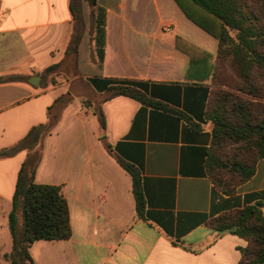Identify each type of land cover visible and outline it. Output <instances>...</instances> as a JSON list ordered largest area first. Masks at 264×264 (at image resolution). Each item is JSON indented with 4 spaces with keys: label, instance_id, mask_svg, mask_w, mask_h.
I'll use <instances>...</instances> for the list:
<instances>
[{
    "label": "crops",
    "instance_id": "obj_1",
    "mask_svg": "<svg viewBox=\"0 0 264 264\" xmlns=\"http://www.w3.org/2000/svg\"><path fill=\"white\" fill-rule=\"evenodd\" d=\"M69 1L0 0V76L21 77L0 83V150L48 121L58 97H71L44 141L36 182L62 186L72 235L35 241L29 250L36 264H238L248 241L212 221L247 205L264 213V158L231 195L209 176L207 111L218 39L176 0H97L101 25L83 55L102 59V75L74 76ZM62 60L67 67L59 84L42 87L44 69ZM34 75L38 86L30 82ZM113 80L135 82L163 107L125 95L106 99ZM91 103L105 112L104 140ZM27 156L21 150L0 158L2 256L12 249L6 218ZM120 160L140 171L141 215L133 177Z\"/></svg>",
    "mask_w": 264,
    "mask_h": 264
},
{
    "label": "trees",
    "instance_id": "obj_2",
    "mask_svg": "<svg viewBox=\"0 0 264 264\" xmlns=\"http://www.w3.org/2000/svg\"><path fill=\"white\" fill-rule=\"evenodd\" d=\"M186 16L219 41L216 69L207 117L213 125V141L207 168L214 186L226 195L236 192L239 185L256 173L264 158V0H176ZM97 0H70L73 34L67 54L74 56V76L102 75V59L84 56L96 27ZM87 45V46H84ZM67 61L53 63L42 72V87L59 84V76ZM20 76H0V83L20 80ZM106 99L130 96L143 104L163 107L150 98L135 82L113 80ZM58 97L48 108V121L34 125L17 144L0 150V158L21 150L28 156L23 162L9 213L12 250L4 257L11 264H36L30 246L37 240L67 239L72 235L70 210L62 186L36 182L46 137L57 127L63 108L70 99ZM69 98V97H68ZM92 105V103H91ZM94 106L105 138L106 115L101 104ZM235 146L238 156L228 157V146ZM111 152V146L106 144ZM240 150L242 155L240 157ZM120 164L133 177V192L140 215L145 201L139 169L122 160ZM220 231H229L248 241L238 264H264V213L258 205H247L213 219Z\"/></svg>",
    "mask_w": 264,
    "mask_h": 264
},
{
    "label": "rangeland",
    "instance_id": "obj_3",
    "mask_svg": "<svg viewBox=\"0 0 264 264\" xmlns=\"http://www.w3.org/2000/svg\"><path fill=\"white\" fill-rule=\"evenodd\" d=\"M62 81H65L64 79H62ZM78 89H76V88H73V92L74 93H77V92H79V91H77ZM69 97V98H68ZM68 99H70V96H67V97H65V100H68ZM238 149V148H237ZM237 149H235V146H233V145H231V146H228V148H227V150H226V153H227V155H228V157H234V156H238V152H237ZM241 155H242V150H240V157H241ZM8 217L6 218V224H7V233L10 235V239L12 240V237H11V234H10V231H9V228H8ZM1 229V228H0ZM11 242V245H12V241H10ZM12 250V249H11ZM11 252V251H10ZM8 253V252H7ZM0 264H11L10 263V261L9 260H7L4 256H2L1 254H0Z\"/></svg>",
    "mask_w": 264,
    "mask_h": 264
},
{
    "label": "water",
    "instance_id": "obj_4",
    "mask_svg": "<svg viewBox=\"0 0 264 264\" xmlns=\"http://www.w3.org/2000/svg\"><path fill=\"white\" fill-rule=\"evenodd\" d=\"M30 82L34 85V86H38L40 83V77L38 75H34L32 77V79L30 80Z\"/></svg>",
    "mask_w": 264,
    "mask_h": 264
}]
</instances>
